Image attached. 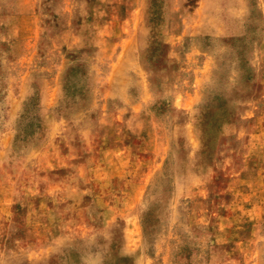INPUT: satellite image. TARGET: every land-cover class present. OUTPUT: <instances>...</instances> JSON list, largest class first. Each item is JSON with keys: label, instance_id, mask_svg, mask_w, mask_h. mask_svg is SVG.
Returning a JSON list of instances; mask_svg holds the SVG:
<instances>
[{"label": "rangeland", "instance_id": "374dc122", "mask_svg": "<svg viewBox=\"0 0 264 264\" xmlns=\"http://www.w3.org/2000/svg\"><path fill=\"white\" fill-rule=\"evenodd\" d=\"M0 264H264V0H0Z\"/></svg>", "mask_w": 264, "mask_h": 264}, {"label": "crops", "instance_id": "0c3cea01", "mask_svg": "<svg viewBox=\"0 0 264 264\" xmlns=\"http://www.w3.org/2000/svg\"><path fill=\"white\" fill-rule=\"evenodd\" d=\"M11 112V115L14 116L15 112H16V108H14V106L9 109V113ZM19 115V114H18ZM17 117V116H16ZM19 117V116H18ZM12 150H14V148H16V141H15V138L14 140H12V142H10V145H9Z\"/></svg>", "mask_w": 264, "mask_h": 264}]
</instances>
